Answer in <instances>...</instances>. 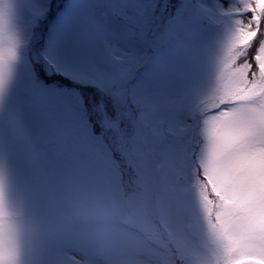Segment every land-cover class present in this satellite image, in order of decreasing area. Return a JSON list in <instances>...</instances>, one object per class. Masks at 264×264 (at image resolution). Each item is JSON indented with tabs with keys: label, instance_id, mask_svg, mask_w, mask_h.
Returning <instances> with one entry per match:
<instances>
[{
	"label": "snow or ice",
	"instance_id": "1",
	"mask_svg": "<svg viewBox=\"0 0 264 264\" xmlns=\"http://www.w3.org/2000/svg\"><path fill=\"white\" fill-rule=\"evenodd\" d=\"M50 6L51 0H0V149L19 144L25 177L44 187L66 167H90L101 146L114 155L120 147L142 158L152 186L140 195L159 202L171 195L164 181L169 160L189 146L198 149L203 128L210 171L199 170L200 211L212 264H264V192L255 167L264 159V0L227 7L222 0H166L163 17L158 0H63L43 30ZM18 14L26 23L23 53ZM221 18L231 27L206 69L204 34ZM75 85L101 94L95 108ZM161 97L169 103L158 106ZM5 113L21 137L8 128ZM120 187L127 197L123 174ZM187 214L176 208L171 219L178 223ZM62 215L66 225L89 233L85 251L98 247L91 264H116L113 257L127 255L125 217L102 206L86 214L65 206ZM28 230L24 212L8 211L0 170V264H52L32 248L22 260ZM147 260L136 253L123 264ZM167 264L187 260L170 249Z\"/></svg>",
	"mask_w": 264,
	"mask_h": 264
},
{
	"label": "rangeland",
	"instance_id": "2",
	"mask_svg": "<svg viewBox=\"0 0 264 264\" xmlns=\"http://www.w3.org/2000/svg\"><path fill=\"white\" fill-rule=\"evenodd\" d=\"M222 2L227 7L235 0ZM62 4L63 0H51L48 17L41 25L43 30L55 22L62 11ZM15 24L23 53L26 27L23 15H17ZM230 27V20L223 18L207 27L204 34L208 42L204 53L206 69H210L220 56L221 43ZM27 55L31 57V52ZM14 88L15 84L13 90ZM94 101L90 104V110L96 107ZM167 103L169 98L166 97L157 101L158 106ZM5 121L10 130L18 137L22 136L15 120L7 113ZM199 135L198 149L189 146L182 155L169 160L164 181L171 188V195L159 202L140 195L152 186V178L145 171L142 158L120 147H116L118 155H114L101 146L90 167H66L57 172L44 187H37L25 177L19 144L12 150L8 147L0 149V170L6 179L8 211L24 212L29 226L22 260L29 259V248H32L37 252H44L52 264H91L92 256L99 251L98 247L93 246L90 251L84 250L83 245L90 239L89 233L77 225H66L62 208L66 206L73 212L86 214L93 207L102 206L112 214L125 217L130 225L122 234V248L127 255L113 257L116 264H123L136 253H143L148 257L144 264H167L170 249L185 258L187 264H212L214 249L207 223L200 211V188L193 184V171L195 172L196 167L190 164L191 155L194 154L200 169H204L205 174L210 171L205 159L207 141L203 128ZM255 167L259 169V190L264 192V159ZM121 174L124 188L130 193L127 197L122 195ZM219 175L220 170L217 169L213 178L218 180ZM176 208L187 209L189 213L178 223L171 219ZM161 219L164 223L160 222ZM136 229L147 234L153 242L152 247L145 246L143 235Z\"/></svg>",
	"mask_w": 264,
	"mask_h": 264
},
{
	"label": "trees",
	"instance_id": "3",
	"mask_svg": "<svg viewBox=\"0 0 264 264\" xmlns=\"http://www.w3.org/2000/svg\"><path fill=\"white\" fill-rule=\"evenodd\" d=\"M158 2H159V7L156 9V13H157L158 16L163 17V16H165L167 14V10L164 8L166 0H158ZM75 87H77L80 91H82V93H83V95L85 97V100H86V102L89 105V108H90L91 102L93 100H95L94 102H97V100L101 96V94L98 91L94 90V89L89 90L88 88L82 87V86H79V85H77ZM111 103L112 102L109 100L108 101L109 106H111ZM103 148L105 150H107L106 146H103ZM190 164L193 165V167H196L195 172L193 171V177L195 179L193 184L196 187H199L201 189V179H200V175H199L200 167H199V165H197L196 156L194 154L191 155Z\"/></svg>",
	"mask_w": 264,
	"mask_h": 264
}]
</instances>
